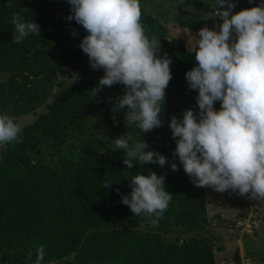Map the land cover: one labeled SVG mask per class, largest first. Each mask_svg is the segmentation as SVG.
I'll use <instances>...</instances> for the list:
<instances>
[{"label": "trees", "instance_id": "1", "mask_svg": "<svg viewBox=\"0 0 264 264\" xmlns=\"http://www.w3.org/2000/svg\"><path fill=\"white\" fill-rule=\"evenodd\" d=\"M259 3L245 0L246 9ZM60 7V0H0V68L17 72L0 83V111L13 105L27 114L43 104V97L35 95L39 82L30 79L40 60H47L45 68L60 89L47 110L22 128L19 142L0 145V264H33L41 245L44 261L54 264H219L216 253L225 246L216 245L222 238L206 232L211 226L206 187L192 184L183 171L168 127L172 116L180 118L186 109L198 112L197 91L185 80V72L198 63L195 52L182 39L171 38L166 23L141 12L145 34L157 38L158 52L171 59L161 126L142 132L126 121L127 106L113 119L111 109L124 85L101 86L89 95L104 72L92 69L78 47L87 32L66 19L71 6ZM198 7L210 9L206 0ZM13 13L37 23L39 35L15 43ZM72 72L80 78L67 85ZM89 122L107 124L113 134L127 126L129 144L143 140L166 157L165 165L134 162L127 168L124 150L114 149L115 137H81ZM169 161L176 163L175 171ZM148 171L164 176V189L172 195L155 225L121 203V196L131 192V177ZM227 193L238 207L234 192Z\"/></svg>", "mask_w": 264, "mask_h": 264}, {"label": "clouds", "instance_id": "2", "mask_svg": "<svg viewBox=\"0 0 264 264\" xmlns=\"http://www.w3.org/2000/svg\"><path fill=\"white\" fill-rule=\"evenodd\" d=\"M67 3L71 14L66 19H74L87 32L78 47L92 69L104 72L89 95L94 96L101 86L122 84L123 95L111 111L127 106L126 121L135 123L142 132L160 127L171 59L167 53L158 56V39L145 34L140 0ZM214 4V16L222 23L213 29L202 27L196 36H188L189 51L195 52L198 63L185 72V80L189 89L197 91L198 112L194 115L186 109L180 118H170L174 155L195 186L264 200V0L236 13L232 0H214ZM10 22L15 43L29 34L39 35V25L18 13L12 14ZM177 30L178 34L188 33L178 25ZM217 101L218 110L214 108ZM21 132L14 117L0 112V145L19 142ZM129 139L127 134L112 140L114 149L124 150L127 168L131 169L134 162L165 165L164 155L143 140L129 144ZM169 164L173 171L177 169L176 163ZM129 186L131 192L121 196V203L138 217L146 215L152 225L157 224L172 197L164 189V176L138 172ZM44 256L41 245L33 264H54L45 262Z\"/></svg>", "mask_w": 264, "mask_h": 264}, {"label": "rangeland", "instance_id": "3", "mask_svg": "<svg viewBox=\"0 0 264 264\" xmlns=\"http://www.w3.org/2000/svg\"><path fill=\"white\" fill-rule=\"evenodd\" d=\"M199 0H140L141 12L153 15L159 18L162 22L166 23L170 28L169 36L171 38L182 39L187 48L189 49L188 36H196L197 31L202 27H208L213 29L214 26H218L222 21L215 15V4L214 1H207L209 8L207 10L200 9L198 7ZM235 4L233 13H236L242 9H246L245 0H232ZM67 0H60V10L65 9ZM227 7V5H224ZM177 25L180 28L188 29V33L181 32L178 34ZM215 30H219L218 27ZM198 38V37H197ZM158 56H162L160 52ZM39 65L33 66V74L30 75V79L39 82L38 92L35 95L42 96V105L36 108L33 112L23 114L19 107L10 105L7 107L4 113L14 117L21 127L33 123L40 114L47 110V106L53 101V95H55L60 89L58 87V81L56 80L47 68L45 64L47 60L38 61ZM40 67L43 71L40 72ZM15 73H17L14 70ZM12 71H7L6 68H0V83L7 82L12 74ZM29 74V73H28ZM80 78L77 73L71 74L67 85ZM118 102V99H117ZM16 111L17 114H13L11 111ZM2 112V111H0ZM113 119L118 118V113H113ZM82 138H101L107 137H119L121 135H127V126L117 129L116 133L111 132L109 125L101 124L95 125V123L89 122L85 124L81 129ZM206 194L208 197V215L211 219V226L207 228L206 232L209 235L218 236L221 242H217L218 246H225V241H233L239 243L240 240H245L248 245L254 244V240L249 239L250 236L254 235L259 239L264 237V200H253L248 199L247 195L239 196L235 192L232 194L234 197L232 201L238 202L239 206L234 208L228 199V193L217 192L210 187H206ZM251 214L253 217H250ZM223 219V220H222ZM251 219V221L249 220ZM258 221L261 227L257 228L252 221ZM225 224V225H224ZM224 227H220L223 226ZM222 228V229H220ZM225 239V240H224ZM242 242V241H241ZM264 244V240H263ZM231 246V243L229 244ZM233 249V248H232ZM235 249V248H234ZM225 253L218 254V260L220 264H235L233 262V255ZM235 258V255H234Z\"/></svg>", "mask_w": 264, "mask_h": 264}, {"label": "crops", "instance_id": "4", "mask_svg": "<svg viewBox=\"0 0 264 264\" xmlns=\"http://www.w3.org/2000/svg\"><path fill=\"white\" fill-rule=\"evenodd\" d=\"M250 217H253V215L251 214ZM249 220L251 221V219ZM252 223H254L257 228L261 227L260 225H258L259 222L256 220L252 221ZM249 239L254 240V244L252 246L251 244L248 245V243H246L245 240H240L239 243H234L233 241H230V240H228V243H227V240H226L224 250L218 251L216 253V257L218 256V254L221 255L222 253L231 254V250H232L233 262L235 264H264V244H263L264 237L262 236V238L259 239L258 237L252 235L249 237ZM230 243H231V246H229ZM234 255H235V258H234ZM217 260H218V257H217Z\"/></svg>", "mask_w": 264, "mask_h": 264}]
</instances>
